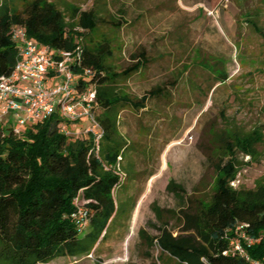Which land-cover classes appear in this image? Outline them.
Instances as JSON below:
<instances>
[{"label": "trees", "instance_id": "1", "mask_svg": "<svg viewBox=\"0 0 264 264\" xmlns=\"http://www.w3.org/2000/svg\"><path fill=\"white\" fill-rule=\"evenodd\" d=\"M105 23L96 8L82 10L70 4L62 8L53 0H0V76L9 74L17 62L12 31L18 26L41 45L80 47L82 69L91 72L80 80L97 91L95 113L105 132L97 153L91 133L62 132L59 114L39 119L26 130L0 129V264L89 257L135 209V203L116 198L124 185L120 165L128 151L119 132L120 114L127 107L145 109L151 98L167 94V86L156 85L141 97L121 88L150 60L142 50L132 55L131 65L116 68L110 62L114 56L110 40L94 36ZM220 77L219 82L226 80V74ZM75 125L70 127L78 128ZM261 139L262 134L225 138L226 154L210 158L216 178L209 194L187 197L182 184L169 180L167 190L183 207L177 211L154 203L160 233L153 236L140 230L148 247L161 248L159 261L167 256L164 264H264V179L253 188L233 185L240 171L239 153L255 156ZM80 208L88 213L84 227L75 215ZM172 220L178 222L177 233ZM242 233L254 241L247 242ZM237 241L250 259L235 249Z\"/></svg>", "mask_w": 264, "mask_h": 264}, {"label": "rangeland", "instance_id": "2", "mask_svg": "<svg viewBox=\"0 0 264 264\" xmlns=\"http://www.w3.org/2000/svg\"><path fill=\"white\" fill-rule=\"evenodd\" d=\"M53 1L99 11L107 23L94 36L110 40V62L119 70L146 50L149 63L121 83L124 91L141 97L165 84L167 94L151 98L145 109L127 107L120 114L128 151L116 198L135 203L131 218L123 216L89 257H60L49 264H164L168 257L159 261L161 248L148 247L140 230L160 233L154 203L183 207L167 190L170 179L184 186L187 197L209 194L216 178L210 158L226 154L225 138L261 134L255 156L239 153L233 185L253 188L264 179V0ZM221 73L224 82L218 80ZM30 125L14 120L1 128ZM170 225L177 233V220Z\"/></svg>", "mask_w": 264, "mask_h": 264}, {"label": "built area", "instance_id": "3", "mask_svg": "<svg viewBox=\"0 0 264 264\" xmlns=\"http://www.w3.org/2000/svg\"><path fill=\"white\" fill-rule=\"evenodd\" d=\"M12 38L18 46V59L9 74L0 76V129L5 122L14 123L16 120L18 124L25 125L59 114L64 120L62 132L68 136L79 135L83 131L91 133L98 153L105 132L95 113L97 91L93 85L80 80L82 75L87 79L91 75L89 69H82V49L41 45L28 38L21 26L14 28ZM83 120L88 122L81 125L84 130H80L77 123ZM71 123L78 128H71ZM75 215L82 218L81 227L87 225L88 213L84 208ZM242 238L249 243L254 241L245 233H242ZM235 249L250 259L240 241L236 242ZM254 264L263 263L254 261Z\"/></svg>", "mask_w": 264, "mask_h": 264}]
</instances>
